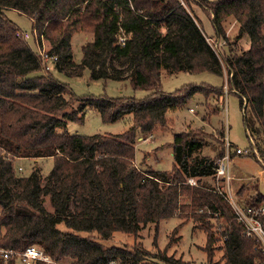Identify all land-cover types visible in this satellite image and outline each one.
<instances>
[{
    "label": "trees",
    "instance_id": "16d2710c",
    "mask_svg": "<svg viewBox=\"0 0 264 264\" xmlns=\"http://www.w3.org/2000/svg\"><path fill=\"white\" fill-rule=\"evenodd\" d=\"M186 1L0 0V248L22 252L38 246L70 264H141V249L112 244L115 234H135L148 224L190 215L203 226L223 220L219 232L225 264L264 263L260 244L244 235L233 208L216 192L225 130L220 131L224 149L216 158L203 154L207 142L201 136L183 132L171 143V171L142 170L135 163L139 133L154 132L167 122L168 112L197 94H213L221 103L230 93L239 98L250 149L247 156L234 149L232 156L250 161L260 156L264 163V0ZM192 3L209 16L219 40L229 41V19L239 24L223 59L192 13ZM10 10L28 16L37 39L49 41V53L58 56L56 71L77 75L89 70L92 79H127L148 95L141 100L82 97L79 108L59 118L80 97L44 71L41 57L8 17ZM79 32L93 39L82 46L78 64L72 38ZM243 35L250 39L248 49L237 46ZM224 66L226 87L162 89L164 73L223 77ZM87 108L97 110L105 123L130 117L131 124L117 135L56 132L68 121H84ZM41 159L53 163L46 175L37 164L26 173L19 165ZM252 176L242 171L237 177L242 186L237 199L242 205L264 206L260 191L247 198L245 178ZM191 178L196 185L188 183ZM214 241L210 235L209 245ZM0 264L20 263L17 257L0 256Z\"/></svg>",
    "mask_w": 264,
    "mask_h": 264
},
{
    "label": "rangeland",
    "instance_id": "374dc122",
    "mask_svg": "<svg viewBox=\"0 0 264 264\" xmlns=\"http://www.w3.org/2000/svg\"><path fill=\"white\" fill-rule=\"evenodd\" d=\"M182 3L187 5L186 0H182ZM191 6L192 13L198 17L208 41L223 59L229 50V41L233 42L239 34V24L233 19H229L225 25L229 41L219 40L213 35L214 29L209 16L194 3ZM7 15L20 27L24 38L29 41L31 47L39 56L40 49H50L49 41L45 38L37 39L36 32L32 30V20L28 16L15 10L8 11ZM26 33L31 34V37L26 38ZM92 39L93 35L89 32L74 34L72 47L74 60L78 64L83 58L82 46ZM237 46L239 49H248L250 46L249 37L243 35L237 42ZM51 73L58 81L67 84L74 95L80 97L78 101L72 99V106L58 116L62 119H66L65 115L70 114L73 109L81 106L82 97H132L141 100L148 95V92L144 90L134 89L127 79H92L89 70H84L77 75L65 74L56 71V69L51 70ZM227 83L228 74L226 67L224 68L223 77L208 72L201 74L180 73L174 76L164 73L162 75V89L166 93H176L188 84H206L208 87L220 88L222 86L226 87ZM215 98L213 94L208 97L197 94L189 99L185 105L175 111L168 112L167 122L162 126H158L154 132L150 134L139 133L136 138L137 155L135 163L137 166L142 170L171 171L175 165L171 143L175 135L183 132L201 136L207 142L203 154L213 158H216L217 154L224 149L223 138L220 136L222 129L225 130L226 135L234 145L242 149L247 148L249 139L243 122V112L239 98L232 93L227 94L221 103L215 101ZM129 118L127 117L125 120H118L113 123H105L97 110L87 108L84 121H68L66 128L58 127L56 132L58 134L117 135L124 133L129 128L131 124ZM245 158L234 157L233 163H235L237 169H240L237 161L242 167L243 164L246 165L244 169L247 168L246 170H235L237 172L235 173L237 175L236 178L242 171L254 173V176L245 178L247 183L245 191L249 199L253 198L257 191L264 194V179L255 175L259 172V169L250 161L247 160L248 165L244 163ZM35 164L46 175L53 163L51 159H41L37 163L31 160H23L19 163L24 173L29 172ZM262 177H264V173ZM241 187L240 181H233L235 197H237L236 193ZM183 201L185 202L187 199L183 198ZM71 207L73 206L71 205ZM222 221L218 222L213 219L209 225L203 226L199 222L194 221L190 215L166 219L159 224L143 226L135 234L116 233L112 239V244L120 245L129 250L140 248L143 253L141 264H225L223 259V241L219 232V225ZM210 235H213L215 239L212 246L209 245ZM210 256L211 258L209 259ZM163 257L166 258L164 259ZM65 262L68 263L67 261Z\"/></svg>",
    "mask_w": 264,
    "mask_h": 264
},
{
    "label": "built area",
    "instance_id": "2783aa9c",
    "mask_svg": "<svg viewBox=\"0 0 264 264\" xmlns=\"http://www.w3.org/2000/svg\"><path fill=\"white\" fill-rule=\"evenodd\" d=\"M25 37L29 38L31 37V34L26 33ZM122 41H124V39H122ZM39 52L44 71L50 72L55 68L56 63L58 62V56L50 54L49 50L45 49H40ZM234 149H236L237 155L247 156L250 153L249 148H236L226 135L225 154L217 161L215 169L216 192L223 196L233 208L236 219L244 226V235L256 240L260 244L262 252L264 253V206H257L252 203L242 205L237 197L234 196L233 181L237 180L236 174H234L233 171L234 158L232 155ZM251 163L259 169V172L255 175L264 179V177H262V174L264 173L263 159L259 156L257 160H253ZM188 183L196 185L197 182L195 179L191 178L188 180ZM0 256L5 260L17 257L20 264H34L36 261L44 262L46 264H68L65 261L54 260L38 246H30L22 252L0 248ZM111 264H116V262H112Z\"/></svg>",
    "mask_w": 264,
    "mask_h": 264
},
{
    "label": "crops",
    "instance_id": "0c3cea01",
    "mask_svg": "<svg viewBox=\"0 0 264 264\" xmlns=\"http://www.w3.org/2000/svg\"><path fill=\"white\" fill-rule=\"evenodd\" d=\"M233 144H234V143H233ZM234 146H236V145H234ZM237 147H238V146H237ZM244 160H245L244 163H247V165H248V164H249L248 161H250V160L247 161V158H245ZM250 162H252V161H250ZM237 163H238V166L240 167V169H243V170H246V169H247V168L244 169V168L246 167L245 164H243V167H242V166H240L239 161H237ZM233 164H234V165H233V168H236L235 163H233ZM251 174H253V173H251Z\"/></svg>",
    "mask_w": 264,
    "mask_h": 264
}]
</instances>
